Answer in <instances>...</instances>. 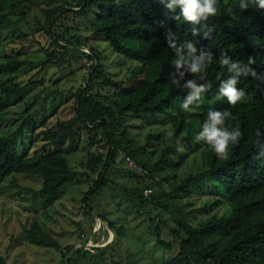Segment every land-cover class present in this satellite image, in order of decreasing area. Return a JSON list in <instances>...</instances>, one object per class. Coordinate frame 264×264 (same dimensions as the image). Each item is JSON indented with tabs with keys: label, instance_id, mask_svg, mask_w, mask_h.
Listing matches in <instances>:
<instances>
[{
	"label": "trees",
	"instance_id": "obj_1",
	"mask_svg": "<svg viewBox=\"0 0 264 264\" xmlns=\"http://www.w3.org/2000/svg\"><path fill=\"white\" fill-rule=\"evenodd\" d=\"M33 1L0 0V28L8 20L5 11L24 9ZM167 3L64 0L42 10L43 32L50 39L49 48L43 49L46 60L42 70L75 52L91 62L87 82L68 89L73 115L62 119L53 110L40 123H33L28 149L19 153L14 141L33 116L27 114L31 103H26V114L17 129L0 134V185L14 174L38 177L42 185L33 194L47 206L65 186L83 177L90 179L86 170L96 175L82 207L91 221L98 217L108 226L112 240L95 254L83 247L72 252L73 247L67 246L62 263L264 264V10L254 5L241 10L238 0H218L217 15L195 25L193 31V25L173 18ZM80 17L88 21L83 25L88 30L83 39L71 36L72 31H79L77 23L54 31L61 27L59 22H75ZM168 30L177 34L176 47L184 50L191 42L198 54L201 50L212 52L213 61L204 80L186 66L179 71L175 68L177 52L165 37ZM98 39L129 64L124 80L114 81L106 73L100 52L89 46ZM82 46L90 53H80ZM222 54L255 71V76L249 71L237 78L236 87L249 96L246 102L229 105L218 97L220 81L230 75L218 63ZM24 64L11 56L0 64V77L5 76L0 80V112L7 109L10 99L21 100L27 90L29 85H19L15 77ZM189 79L211 87L189 106L192 111L184 112L180 104L188 90L183 84ZM210 109L230 111L226 127L232 130L238 125L242 132L240 142L230 146L227 160L218 159L205 141L195 139ZM130 117L138 121V127L167 126L171 135L166 139L160 132L162 127H152L146 144L135 146L124 126ZM84 136L88 147L101 150L87 152L82 163L85 171L78 172L68 156L77 152ZM122 153L121 162L126 156L134 163L129 183L110 178V170ZM189 161L193 168L178 178L176 172ZM157 175L158 181L151 182ZM106 189H111L109 195H119L130 216L117 209L119 221H113L111 212L100 213V206L92 205L93 198L106 195ZM25 238L36 247L60 249L35 223ZM0 264H6L2 258Z\"/></svg>",
	"mask_w": 264,
	"mask_h": 264
},
{
	"label": "rangeland",
	"instance_id": "obj_2",
	"mask_svg": "<svg viewBox=\"0 0 264 264\" xmlns=\"http://www.w3.org/2000/svg\"><path fill=\"white\" fill-rule=\"evenodd\" d=\"M64 0H34L28 7L16 10L5 11L8 20L0 28V64L5 62L6 56L17 57L24 61L23 67L15 73L16 82L19 85H29L21 100L10 99L8 107L0 112V134L7 135L17 129L22 121V116L26 113V103H31L27 114L32 113V119L27 122V126L22 135L14 141V147L19 153L28 149L33 123H40L45 116L55 110L60 118L65 119L73 115V99H70L68 89L78 88L87 82L88 67L91 62L86 58L72 52L64 56L59 64H49L42 70V63L46 60L43 49L49 48L50 39L43 32L44 17L42 10L46 7H53L63 3ZM236 2L237 0H226ZM83 18L77 20H64L58 24L54 31L61 32L65 26L74 27L77 23L78 32H71V36L76 34L83 37L87 34L84 28ZM69 36H66L68 39ZM80 39L81 41H83ZM99 40V39H98ZM100 56L104 64L106 73L114 80H124L129 73V64L122 57L111 52L110 48L103 40L95 41L92 45ZM80 53H90L89 48L82 46ZM5 76H1L0 80ZM57 81V82H56ZM124 126L135 140V146L146 144V135L152 127H162L160 130L164 137L168 138L169 130L167 126L157 123L155 126L138 127V121L131 117L125 119ZM166 138V139H167ZM125 146L129 147L127 143ZM132 144H130V147ZM133 145V147H135ZM98 147H88L86 136L82 138L77 146V152L68 156L70 165L78 172L85 171L83 162L87 152H100ZM124 153L115 160V167L110 170V178L117 182H130L128 178L130 166L125 160L121 162ZM193 168V163L189 161L187 165L179 169L176 173L178 178H182ZM90 175V179L84 177L80 181L65 186L58 196L47 206H42L39 197L33 193L39 190L42 180L38 177L25 174H14L8 177L0 185V258L6 264H65L62 253L65 247L75 249L83 247L95 254V250L104 247L112 240V233L106 224L97 217L91 221L83 209V197L88 189L93 185L96 175ZM162 175V173H160ZM158 181V175L153 181ZM106 195L93 198L92 205H99L100 213H110V218L119 221L120 215L117 209H123L127 216H130L127 204L120 200L118 194L109 195L111 189L105 190ZM108 195V196H107ZM121 201V202H120ZM117 206V207H116ZM124 209H127L124 211ZM32 223L39 225L58 244L60 249L40 248L28 243L25 238L27 229ZM149 245L145 247V250ZM137 262V261H136ZM81 263H84L83 261Z\"/></svg>",
	"mask_w": 264,
	"mask_h": 264
},
{
	"label": "clouds",
	"instance_id": "obj_3",
	"mask_svg": "<svg viewBox=\"0 0 264 264\" xmlns=\"http://www.w3.org/2000/svg\"><path fill=\"white\" fill-rule=\"evenodd\" d=\"M161 3H163V0H161ZM238 4L241 10L249 8L250 5L264 10V0H238ZM217 5L218 0H168L166 8L175 14L174 19H182L184 22L193 25V31H195V25L217 15ZM177 9H179L178 13ZM165 37L169 46L175 48L177 52V59L174 62L175 68L179 71L182 67L186 66L187 71L193 74H199V79L204 80L206 69L213 61L212 52L201 50L198 54L197 48L191 42L183 46L184 50L176 47L175 40L177 34L172 30L166 31ZM218 63L230 74L227 76V79L220 81L217 93L218 97L224 98L229 105L246 102L249 96L244 89H238L236 87L238 82L237 78L247 74L249 71L255 76V71L246 69L241 63L226 54L221 55ZM179 74L180 76L184 75L183 72ZM217 79H220L219 74L217 75ZM173 83H176V81H173ZM210 87V84L207 83L198 84L195 79L187 80L183 84V88L188 90V94L180 104L181 110L184 112L192 111L193 109L189 106L193 104V101H200L201 94L205 93ZM230 115L231 113L228 110L220 111L210 109L207 112L206 119L200 125V130L195 135V139L197 141H205L208 148L220 160H227L229 158L230 146L237 145L242 137V132L238 125L232 130L226 127V120ZM256 135H260L259 131H257Z\"/></svg>",
	"mask_w": 264,
	"mask_h": 264
},
{
	"label": "built area",
	"instance_id": "obj_4",
	"mask_svg": "<svg viewBox=\"0 0 264 264\" xmlns=\"http://www.w3.org/2000/svg\"><path fill=\"white\" fill-rule=\"evenodd\" d=\"M125 160L130 166H134L133 161L129 157L125 156ZM144 174H146V172H144ZM148 192H149V190L146 191L147 194H148Z\"/></svg>",
	"mask_w": 264,
	"mask_h": 264
},
{
	"label": "water",
	"instance_id": "obj_5",
	"mask_svg": "<svg viewBox=\"0 0 264 264\" xmlns=\"http://www.w3.org/2000/svg\"><path fill=\"white\" fill-rule=\"evenodd\" d=\"M73 252V251H72ZM72 252L70 253V255L72 254ZM70 255H69V257H70ZM66 264V263H65Z\"/></svg>",
	"mask_w": 264,
	"mask_h": 264
}]
</instances>
